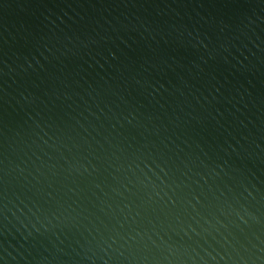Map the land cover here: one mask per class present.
Returning <instances> with one entry per match:
<instances>
[{"label":"water","instance_id":"obj_1","mask_svg":"<svg viewBox=\"0 0 264 264\" xmlns=\"http://www.w3.org/2000/svg\"><path fill=\"white\" fill-rule=\"evenodd\" d=\"M0 264H264V0H0Z\"/></svg>","mask_w":264,"mask_h":264}]
</instances>
